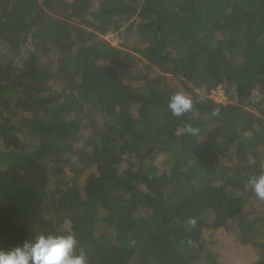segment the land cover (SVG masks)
Masks as SVG:
<instances>
[{"label":"trees","instance_id":"trees-1","mask_svg":"<svg viewBox=\"0 0 264 264\" xmlns=\"http://www.w3.org/2000/svg\"><path fill=\"white\" fill-rule=\"evenodd\" d=\"M261 166L264 0H0V247L70 232L89 264H223L221 234L264 264Z\"/></svg>","mask_w":264,"mask_h":264},{"label":"clouds","instance_id":"clouds-1","mask_svg":"<svg viewBox=\"0 0 264 264\" xmlns=\"http://www.w3.org/2000/svg\"><path fill=\"white\" fill-rule=\"evenodd\" d=\"M167 108L173 116L180 117L193 111V101L186 92L177 90L169 96ZM186 132L197 135L199 129L187 125ZM247 185L257 198L264 200V166L248 176ZM0 264H89V261L75 234L52 231L37 233L21 244L0 247Z\"/></svg>","mask_w":264,"mask_h":264},{"label":"rangeland","instance_id":"rangeland-1","mask_svg":"<svg viewBox=\"0 0 264 264\" xmlns=\"http://www.w3.org/2000/svg\"><path fill=\"white\" fill-rule=\"evenodd\" d=\"M108 39L114 44H118V38L114 34H109ZM52 85L55 88L59 87L58 83L53 82ZM222 91V92H221ZM221 99H227L224 90L221 88L220 92L216 94ZM84 178V177H83ZM85 179H81V183H84ZM221 246V262L223 264H252L257 258L255 250L249 245H239L234 242L230 237L224 235H218ZM216 238H218L216 236Z\"/></svg>","mask_w":264,"mask_h":264},{"label":"built area","instance_id":"built-area-1","mask_svg":"<svg viewBox=\"0 0 264 264\" xmlns=\"http://www.w3.org/2000/svg\"><path fill=\"white\" fill-rule=\"evenodd\" d=\"M220 90H221V88H219V89H217L216 91L212 92L211 96H212L215 100H217V101H219V102H224L225 99H221V98H219L218 96H216V94H218V93L220 92ZM221 92H222V91H221Z\"/></svg>","mask_w":264,"mask_h":264}]
</instances>
